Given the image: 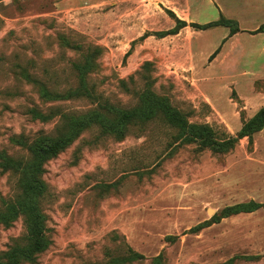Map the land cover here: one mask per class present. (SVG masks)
Returning a JSON list of instances; mask_svg holds the SVG:
<instances>
[{
  "label": "rangeland",
  "instance_id": "rangeland-1",
  "mask_svg": "<svg viewBox=\"0 0 264 264\" xmlns=\"http://www.w3.org/2000/svg\"><path fill=\"white\" fill-rule=\"evenodd\" d=\"M207 2L187 15L177 0H0V153L28 157L24 143L55 134L59 117L41 121L33 108L131 109L147 88L218 139L236 137L264 107V75L249 80V64L247 80L221 74L229 29L191 26L221 18ZM87 59L90 95L67 99L79 88L74 65ZM42 85L61 100L44 101ZM176 134L159 119L122 138L93 127L49 159L41 176L49 245L20 264H264V209L223 217L227 207L264 202V129L226 152ZM17 193L16 176L0 168V206ZM26 235L23 218L0 225V262ZM130 252L140 258L127 262Z\"/></svg>",
  "mask_w": 264,
  "mask_h": 264
},
{
  "label": "trees",
  "instance_id": "trees-1",
  "mask_svg": "<svg viewBox=\"0 0 264 264\" xmlns=\"http://www.w3.org/2000/svg\"><path fill=\"white\" fill-rule=\"evenodd\" d=\"M186 24L185 21H179ZM185 26V25H183ZM199 30H206L214 27H227L230 34L239 31L236 21L221 16L218 21L206 25L191 24ZM257 32L264 33V25ZM171 31L159 34L166 36ZM217 50L209 60H212L218 53ZM94 64L90 59L75 64L74 67L80 72L79 88L70 91L67 99L79 96V92L90 95L87 88V74ZM40 97L46 102L61 100V95L50 91L45 85L41 86ZM32 113L39 120L47 122L54 117H59V126L54 135L39 134L35 136L30 144L24 146L28 149V157H12L0 153V168L10 171L17 178V195L4 200L0 206V225L8 226L12 222L23 218L26 229V242L14 245L4 254V261L0 264H20L31 261L34 256L48 248L49 241L45 234V216L42 209V202L45 199L47 187L41 176L45 163L70 146L86 130L96 127L101 135L115 136L122 138L133 126L143 127L149 122L162 120L177 132L176 140L185 143H199L205 148L218 152H226L232 149L240 139L251 138L254 134L264 129V107H262L251 119L247 120L236 137L218 139L213 129L208 125L190 123L186 116L174 108L165 98L158 96L151 89L147 88L140 93L139 104L131 109H122L114 106H105L102 110L93 109L84 113L62 112L44 113L33 108ZM264 209V202L250 201L227 207L223 211V217H229L241 213H251ZM140 258V255L130 252L127 262H133Z\"/></svg>",
  "mask_w": 264,
  "mask_h": 264
},
{
  "label": "crops",
  "instance_id": "crops-1",
  "mask_svg": "<svg viewBox=\"0 0 264 264\" xmlns=\"http://www.w3.org/2000/svg\"><path fill=\"white\" fill-rule=\"evenodd\" d=\"M177 1L183 2L185 8L184 12L187 15H189L188 10L191 15H194L191 11L194 3L201 5L204 2V0ZM94 3L95 2L90 5ZM228 3L229 0H208L207 2L208 5L215 4L221 16L236 21L239 27L238 32L234 34H230L229 32L228 35L222 36L223 47L217 55L216 64L219 63L222 67L221 74L232 72L234 76L240 79L243 77L244 80H247L246 74L249 72L242 71L241 66L249 64L254 71L252 72V76L248 79H258L260 76L264 75V33L257 32L258 29L264 25V0H232L231 11L227 12ZM90 5L84 4L78 5L77 7H86ZM181 19L188 22V19ZM192 23H196V21L193 20ZM190 40L191 38L189 41ZM228 42H230L232 46L227 50L226 47L228 46ZM191 44L193 45L192 41H190V46L192 48ZM249 51H251L250 54ZM260 61L261 63L258 64Z\"/></svg>",
  "mask_w": 264,
  "mask_h": 264
}]
</instances>
